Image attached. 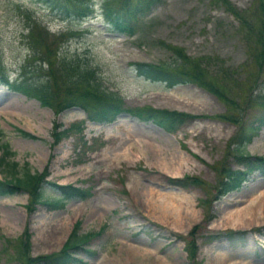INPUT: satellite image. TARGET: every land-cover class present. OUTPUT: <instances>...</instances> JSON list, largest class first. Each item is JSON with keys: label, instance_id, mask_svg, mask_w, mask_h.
<instances>
[{"label": "rangeland", "instance_id": "rangeland-1", "mask_svg": "<svg viewBox=\"0 0 264 264\" xmlns=\"http://www.w3.org/2000/svg\"><path fill=\"white\" fill-rule=\"evenodd\" d=\"M91 1L94 15L76 19L44 0H0V63L9 80L20 78L30 54L24 35L36 19L51 33L82 31L62 45V53L79 55L127 106L151 105L198 117L170 133L126 113L111 123L90 121L77 106L56 116L0 80L1 142L16 152L13 159L29 162L40 173L48 165L49 180L94 193L87 200L69 199L56 210L31 209L26 193L1 196L0 264H33L27 257L60 252L78 220L79 233L95 235L87 246L97 251L95 257L77 252L87 264H264V169L257 159L240 163L235 151L243 124L252 125L262 113L245 103L252 88L255 94L264 92V69L259 73L250 61L240 20L215 0H160L136 16L138 30L131 36L109 29L104 0ZM231 1L248 13L258 5ZM162 41L193 58L219 57L232 72L244 68L240 86H230L229 105L196 84L169 89L137 76L133 62L173 61ZM221 113L237 117L223 121L217 117ZM54 121L61 129L76 123L84 129L53 145ZM16 128L37 139L23 137ZM84 141L87 151H81ZM247 150L264 158V128ZM223 168L247 169L244 182L227 193L221 191ZM167 176L190 178L192 186L172 184ZM43 192L45 198L58 196L48 185ZM234 230L246 233L228 238Z\"/></svg>", "mask_w": 264, "mask_h": 264}, {"label": "trees", "instance_id": "trees-1", "mask_svg": "<svg viewBox=\"0 0 264 264\" xmlns=\"http://www.w3.org/2000/svg\"><path fill=\"white\" fill-rule=\"evenodd\" d=\"M55 9L58 8L66 17L85 19L95 13V4L91 0H44ZM258 5L248 13L239 9L231 0H215L216 3L226 8L233 16L240 20V26L245 40L251 49V60L260 73L264 69V0H255ZM160 0H104L102 13L112 31L136 35L138 30L136 16L148 12L152 6ZM27 24L28 32L25 34L29 56L20 68V80L9 82L3 66L0 63L1 80L14 91H18L28 98L37 99L42 106L49 107L55 114L70 107H80L87 112L89 119L101 123L114 121L120 113L126 112L142 121H153L169 132H177L188 122L197 118V115L177 110L156 108L151 105L130 107L123 97L114 91L104 88L98 78L96 70L84 63L79 55H67L62 53V45L71 38L78 36L81 31L67 29L59 33H51L46 27H42L36 19ZM172 51L173 61L166 63L133 62L137 76L151 82H160L167 88H173L180 84L193 83L205 89L220 101L229 105L231 91L230 86H240V71L232 72L231 67L219 57L193 58L182 47L170 43L161 42ZM228 67V68H227ZM230 84V85H229ZM229 85V86H227ZM255 88L251 89L245 106L248 110L260 109L261 114L249 126L243 124L239 134L235 138V151L240 163H249L250 154L247 150L249 143L259 135L264 128V92L255 94ZM220 120L231 121L236 115L221 113L217 116ZM60 124L54 122L52 135L57 143L63 136L73 131H82L79 124H72L68 129L58 130ZM20 131L24 137L35 136ZM0 130V170L7 176L0 180V197L26 193L29 197L31 209L36 205L45 206L55 210L63 208L66 200L77 198L81 200L92 196L91 189L78 188L73 185H57L47 180L49 172L32 171L27 162L19 165L10 158L15 155L8 143L1 142ZM90 146H88L89 148ZM81 151H87L83 142ZM79 158L75 162H81ZM264 161V160H263ZM264 169V163H263ZM221 183L222 192L227 193L238 188L244 178V172L240 169L225 170ZM172 184L183 188H190V178L167 177ZM48 185L55 189L58 197L45 198L43 187ZM34 207V208H33ZM80 221H76L70 232L66 244L62 250L45 256L27 260L33 264H85L76 254L82 251L96 256L97 251L89 249L87 245L95 236L92 233H79ZM246 232L229 231L228 238L235 235L242 237ZM26 247V244H25ZM27 248V247H26ZM25 250V249H24ZM193 257L194 254H192Z\"/></svg>", "mask_w": 264, "mask_h": 264}, {"label": "bare ground", "instance_id": "bare-ground-1", "mask_svg": "<svg viewBox=\"0 0 264 264\" xmlns=\"http://www.w3.org/2000/svg\"><path fill=\"white\" fill-rule=\"evenodd\" d=\"M238 215H240V214H238Z\"/></svg>", "mask_w": 264, "mask_h": 264}]
</instances>
